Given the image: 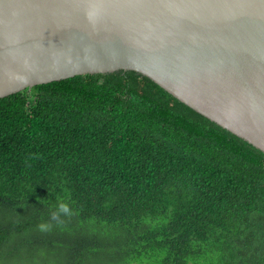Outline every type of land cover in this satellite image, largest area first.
I'll return each instance as SVG.
<instances>
[{
    "label": "trees",
    "instance_id": "16d2710c",
    "mask_svg": "<svg viewBox=\"0 0 264 264\" xmlns=\"http://www.w3.org/2000/svg\"><path fill=\"white\" fill-rule=\"evenodd\" d=\"M0 264H264V152L136 72L1 98Z\"/></svg>",
    "mask_w": 264,
    "mask_h": 264
},
{
    "label": "water",
    "instance_id": "95a60500",
    "mask_svg": "<svg viewBox=\"0 0 264 264\" xmlns=\"http://www.w3.org/2000/svg\"><path fill=\"white\" fill-rule=\"evenodd\" d=\"M118 71L264 152V0H0V99Z\"/></svg>",
    "mask_w": 264,
    "mask_h": 264
},
{
    "label": "clouds",
    "instance_id": "9594fccd",
    "mask_svg": "<svg viewBox=\"0 0 264 264\" xmlns=\"http://www.w3.org/2000/svg\"><path fill=\"white\" fill-rule=\"evenodd\" d=\"M61 213H63L65 216L72 215V210L69 208L68 203L64 200H57L55 205L52 207V210L50 212V219L52 221H55L57 224L62 223L61 220ZM51 227V224L49 223H41L39 225L40 230H47Z\"/></svg>",
    "mask_w": 264,
    "mask_h": 264
}]
</instances>
